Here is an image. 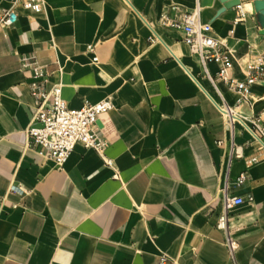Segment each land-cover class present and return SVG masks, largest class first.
<instances>
[{
	"label": "crops",
	"instance_id": "0c3cea01",
	"mask_svg": "<svg viewBox=\"0 0 264 264\" xmlns=\"http://www.w3.org/2000/svg\"><path fill=\"white\" fill-rule=\"evenodd\" d=\"M20 2L0 0L16 13L0 30V264H264V151L228 125L183 31L161 21L198 6L228 76L243 79L250 48L264 52L249 0L236 23L219 0H43L39 12ZM31 52L69 108L112 98L97 121L110 164L76 144L56 167L30 142L32 73L20 58ZM218 67L208 71L236 115L264 120V78L237 103ZM247 193L223 208V194Z\"/></svg>",
	"mask_w": 264,
	"mask_h": 264
},
{
	"label": "built area",
	"instance_id": "2783aa9c",
	"mask_svg": "<svg viewBox=\"0 0 264 264\" xmlns=\"http://www.w3.org/2000/svg\"><path fill=\"white\" fill-rule=\"evenodd\" d=\"M20 3L24 9L33 12L43 9V0H21ZM235 8L237 13L234 22L245 20L246 13L241 4L239 3ZM15 21V11L3 9L0 13V30L11 26ZM161 21L167 26L183 31V41L187 44L190 53L196 56L203 74L217 92L219 101L214 104L220 113L228 117V125L231 127L235 122H239L264 151V120L253 116L241 118L236 115L218 90L215 77L208 71L210 62L219 63L216 78L237 94V103L249 102L251 86L256 80L264 78V52H257L252 46L246 64L248 74L243 79H235L228 76V70L232 66L231 60L220 52L219 43L210 35V25L200 20L198 6L191 11H184L173 19L162 16ZM92 61L96 62L97 57H92ZM20 66L32 73L29 90L33 97V107L27 134L30 142L38 147V153L51 160L56 167H61L75 145L80 144L83 148L94 150L105 164H110V159L104 154L107 140L99 133L97 121L101 114L114 108L112 98L106 97L96 102L85 101L78 109H71L61 97V85L58 82L49 87L45 86L47 80L45 64L40 62L34 52L22 55ZM234 156L238 157L239 153L234 151ZM244 178L243 173L239 175L236 184H240ZM251 199L249 193L244 196L223 194L222 204L223 208L227 209ZM225 221L226 215L223 213L218 218L217 226L224 228ZM224 243L229 255L233 257L238 247L237 240L227 232ZM164 260L165 257L161 256L159 264H163Z\"/></svg>",
	"mask_w": 264,
	"mask_h": 264
},
{
	"label": "water",
	"instance_id": "95a60500",
	"mask_svg": "<svg viewBox=\"0 0 264 264\" xmlns=\"http://www.w3.org/2000/svg\"><path fill=\"white\" fill-rule=\"evenodd\" d=\"M222 6L217 11V14L226 9H230L240 3V0H219ZM251 14L259 27L258 34L264 36V0H249Z\"/></svg>",
	"mask_w": 264,
	"mask_h": 264
}]
</instances>
